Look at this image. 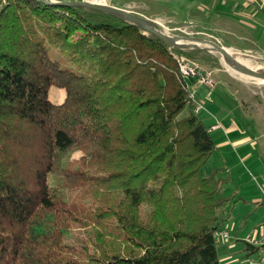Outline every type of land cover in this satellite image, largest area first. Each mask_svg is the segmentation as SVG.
<instances>
[{
  "label": "trees",
  "instance_id": "trees-1",
  "mask_svg": "<svg viewBox=\"0 0 264 264\" xmlns=\"http://www.w3.org/2000/svg\"><path fill=\"white\" fill-rule=\"evenodd\" d=\"M170 51L219 65L102 10L0 0V264H220L230 197Z\"/></svg>",
  "mask_w": 264,
  "mask_h": 264
},
{
  "label": "rangeland",
  "instance_id": "rangeland-1",
  "mask_svg": "<svg viewBox=\"0 0 264 264\" xmlns=\"http://www.w3.org/2000/svg\"><path fill=\"white\" fill-rule=\"evenodd\" d=\"M116 2L117 0H110L109 5L152 20L155 28L169 36L195 37L214 41L228 49L233 56L240 58L241 60L238 61L249 68L264 71V48L255 40H243L247 43L242 42L241 48L226 45L217 37L224 38L230 34L214 33L211 29L212 21L204 23L195 10L197 1L121 0L118 5L115 4ZM104 4H107L106 0ZM224 40L229 39L225 37ZM179 43L186 44L185 49L196 48L189 41L181 40ZM198 46L208 47L205 44H198ZM210 53L217 56L218 66L207 67L191 60L187 62L191 66L209 72L211 78V86L200 87L202 97L207 93L210 94V100L207 101L208 108L201 111L200 118L206 127L212 125L215 119L221 125L220 127L215 125L217 128L214 131L210 130L216 150L205 165V171L219 168L218 177L228 179V182L224 184L221 180L223 186L220 193L230 197L227 206L231 207V216L225 227L228 237L214 238L220 263L228 261L230 264H239L247 252V245L243 242V238L247 236L253 239L264 238V126H260L252 133V143L250 141L235 143V140L249 135L246 132L247 125L241 106L244 107L247 102H250L257 105L264 114V80L244 76L224 64L220 53ZM178 56L182 57V55ZM64 97V89L53 86L50 88L49 99L54 103H60ZM208 111L211 115L207 114ZM186 112L187 109L183 113ZM232 121L235 125H231ZM246 153H249V156ZM79 155L80 152L77 149H70L64 163ZM48 181L50 184L57 182L52 176L48 177ZM236 234H240V238L243 237L242 240H236ZM84 237L81 229H75L73 234L67 235L66 242L73 247L79 246ZM230 241L234 242L233 247L228 246Z\"/></svg>",
  "mask_w": 264,
  "mask_h": 264
},
{
  "label": "crops",
  "instance_id": "crops-1",
  "mask_svg": "<svg viewBox=\"0 0 264 264\" xmlns=\"http://www.w3.org/2000/svg\"><path fill=\"white\" fill-rule=\"evenodd\" d=\"M121 0H117L115 3H118ZM140 1V0H138ZM185 1V0H184ZM186 1H197V5L195 10L202 17L204 23L208 21H212L211 29L214 33H229L230 35L225 36L229 40H224V38H220L223 42L226 43L229 47L241 48L243 40H255L258 44L264 48V0H186ZM210 28V27H209ZM246 44L247 42H243ZM241 101V99H239ZM207 104L205 106V110L208 108ZM246 106H241L244 110V119L245 124L247 125L246 132L247 136L244 138H239L235 140V143L240 144L242 142L252 143L251 136L252 133L256 131L260 126H264V114L263 112L250 102L245 104ZM240 107V108H241ZM239 108V109H240ZM208 115H211L208 111ZM215 119V118H214ZM218 125L220 127V122L215 119L214 123L211 126ZM231 125H235L232 121ZM208 127V128H209ZM210 129L211 131L216 130ZM247 154V153H246ZM249 156V153L247 154ZM222 169V168H220ZM218 177V173L216 175ZM222 180V183L228 182V179L218 177ZM221 185L220 189L222 188ZM223 197H227L226 195H221ZM226 224L223 229H225ZM227 230V229H225ZM240 234H236V240H242L243 237L240 238ZM239 236V237H238ZM248 237V236H247ZM246 238V237H245ZM243 238V242L245 243ZM247 245V244H246ZM229 247L234 246V242L230 241L228 243ZM217 250V247H216ZM253 250L247 245V252H245V256L241 259L239 264H243L245 259L248 256H253ZM218 256V250H217ZM219 259V256H218ZM220 262V260H219ZM220 264H230L228 261H224Z\"/></svg>",
  "mask_w": 264,
  "mask_h": 264
},
{
  "label": "water",
  "instance_id": "water-1",
  "mask_svg": "<svg viewBox=\"0 0 264 264\" xmlns=\"http://www.w3.org/2000/svg\"><path fill=\"white\" fill-rule=\"evenodd\" d=\"M42 2L49 3V4H58V5H77L82 6L86 8H92L97 10H102L105 12H108L110 14H113L119 18L125 19L131 23H134L138 26H140L143 30L150 32L154 35H156L158 38H160L162 41H164L166 44L172 46V47H179L184 48L186 44H180L179 41L185 40L192 43L196 48L199 49H205L210 52H218L226 59H230L234 62V69L238 71L240 74L259 79L264 80V71H257L254 69L249 68L244 63H241L238 60H235L232 55H230L226 48L218 45L216 42L202 39V38H195V37H181V36H169L165 32H162L154 27V24L152 20L145 18L143 16L130 13L124 9L109 5V4H95V3H88V2H82L79 0H41ZM198 44H205L208 47L206 48H200Z\"/></svg>",
  "mask_w": 264,
  "mask_h": 264
},
{
  "label": "built area",
  "instance_id": "built-area-1",
  "mask_svg": "<svg viewBox=\"0 0 264 264\" xmlns=\"http://www.w3.org/2000/svg\"><path fill=\"white\" fill-rule=\"evenodd\" d=\"M82 2L89 3H97L99 0H79ZM107 4H109L110 0H106ZM170 54L174 57L178 64V68L180 74L185 79H189L188 77H196L195 84L189 85L191 86L190 91V101L194 103L193 112L195 114H199L202 110H205V102L210 100V94L207 93L204 95L202 99L196 97V91L198 86H211V78L209 76V72L204 71L203 69L197 68L196 66H191L187 59L183 56H178L175 53L170 51ZM186 59V60H185ZM189 61V60H188ZM215 126H212L210 129H214ZM227 238L228 232L225 229H217L214 231V237ZM245 243L253 250V256H248L243 264H264V238L253 239L250 236L244 239Z\"/></svg>",
  "mask_w": 264,
  "mask_h": 264
},
{
  "label": "bare ground",
  "instance_id": "bare-ground-1",
  "mask_svg": "<svg viewBox=\"0 0 264 264\" xmlns=\"http://www.w3.org/2000/svg\"><path fill=\"white\" fill-rule=\"evenodd\" d=\"M89 3V2H88ZM105 3V0H99V1H97V3H95V4H104ZM184 44V43H183ZM226 51L230 54V55H232L233 56V54L228 50V49H226ZM234 57V59L235 60H241L240 58H238V57H235V56H233ZM247 58V57H246ZM223 61H224V64H226L229 68H231V69H234V67H235V65H234V62L232 61V60H230V59H226V58H224L223 57ZM234 72H235V70H234ZM245 76V75H244Z\"/></svg>",
  "mask_w": 264,
  "mask_h": 264
}]
</instances>
